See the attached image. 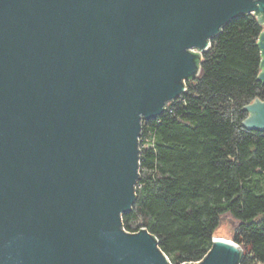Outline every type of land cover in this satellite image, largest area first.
Listing matches in <instances>:
<instances>
[{
    "label": "water",
    "instance_id": "95a60500",
    "mask_svg": "<svg viewBox=\"0 0 264 264\" xmlns=\"http://www.w3.org/2000/svg\"><path fill=\"white\" fill-rule=\"evenodd\" d=\"M264 0H0V264H173L137 201L143 122L202 71L232 20ZM242 125L264 131V98ZM214 236L198 262L241 264Z\"/></svg>",
    "mask_w": 264,
    "mask_h": 264
},
{
    "label": "trees",
    "instance_id": "16d2710c",
    "mask_svg": "<svg viewBox=\"0 0 264 264\" xmlns=\"http://www.w3.org/2000/svg\"><path fill=\"white\" fill-rule=\"evenodd\" d=\"M262 30L254 14L232 20L187 91L143 122L137 201L123 226L141 216L173 264L201 261L225 215L237 221L241 264H264V131L242 125L243 107L264 98Z\"/></svg>",
    "mask_w": 264,
    "mask_h": 264
},
{
    "label": "rangeland",
    "instance_id": "374dc122",
    "mask_svg": "<svg viewBox=\"0 0 264 264\" xmlns=\"http://www.w3.org/2000/svg\"><path fill=\"white\" fill-rule=\"evenodd\" d=\"M131 226H132L131 230H128L130 232H137L139 228L144 227L142 225V217L138 216L136 219L132 220ZM236 226H237V221L232 216L225 215L223 216V219L221 221L218 230L215 233V236L234 240L233 234L235 232Z\"/></svg>",
    "mask_w": 264,
    "mask_h": 264
},
{
    "label": "flooded vegetation",
    "instance_id": "af4514ba",
    "mask_svg": "<svg viewBox=\"0 0 264 264\" xmlns=\"http://www.w3.org/2000/svg\"><path fill=\"white\" fill-rule=\"evenodd\" d=\"M255 16H257V18H258V15H256L255 13H253Z\"/></svg>",
    "mask_w": 264,
    "mask_h": 264
}]
</instances>
